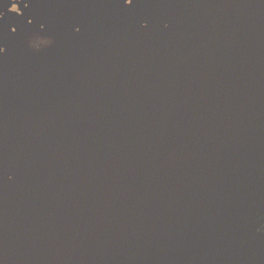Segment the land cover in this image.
<instances>
[{
  "label": "flooded vegetation",
  "instance_id": "af4514ba",
  "mask_svg": "<svg viewBox=\"0 0 264 264\" xmlns=\"http://www.w3.org/2000/svg\"><path fill=\"white\" fill-rule=\"evenodd\" d=\"M82 1L44 59L0 40V264H142L118 230L149 210L155 257L263 216L264 30L230 0ZM182 146L176 187L156 171ZM196 264H264V237Z\"/></svg>",
  "mask_w": 264,
  "mask_h": 264
},
{
  "label": "water",
  "instance_id": "95a60500",
  "mask_svg": "<svg viewBox=\"0 0 264 264\" xmlns=\"http://www.w3.org/2000/svg\"><path fill=\"white\" fill-rule=\"evenodd\" d=\"M199 1L200 0H191L190 3L196 5ZM230 1L239 13L247 16L252 23L264 30V0ZM128 45H131V43L128 42ZM28 76L29 75H25L24 78ZM51 104L52 103L50 102L45 103L43 105L44 107L40 110V113H50ZM182 147L185 151L184 154H181L178 150L170 149L168 155L156 171L158 179L176 187L185 180L189 173L188 163L191 157L186 146ZM66 151L70 152L76 160L80 162L82 167L92 172L100 171L103 168L102 164L107 158V155L103 156L102 163L98 165L87 156H84L81 151H73L68 148H66ZM184 158H186L185 165H178L177 161ZM183 173H185L184 177L182 175ZM39 179L40 178L37 177L36 180H33L30 184L35 187V184ZM46 186L47 182L45 181L40 186L39 192L42 193ZM5 189V184L0 186V193H3ZM29 189H31L32 192L34 191L31 186H29ZM132 191L140 194L146 193V186L140 175L139 186L137 189H132ZM143 197L145 198L146 196L143 195ZM263 225L264 215L246 225L230 229L217 235L195 251L177 256L155 257L157 251L162 245L166 232L165 219L157 210H149L131 219L119 228L118 235L129 250L147 260L142 264H196L209 254L222 248L245 243L254 240L257 237H264V234L259 233L258 231Z\"/></svg>",
  "mask_w": 264,
  "mask_h": 264
},
{
  "label": "rangeland",
  "instance_id": "374dc122",
  "mask_svg": "<svg viewBox=\"0 0 264 264\" xmlns=\"http://www.w3.org/2000/svg\"><path fill=\"white\" fill-rule=\"evenodd\" d=\"M82 3V0H0V40H6L27 57L44 59L62 45L60 31L65 12Z\"/></svg>",
  "mask_w": 264,
  "mask_h": 264
}]
</instances>
